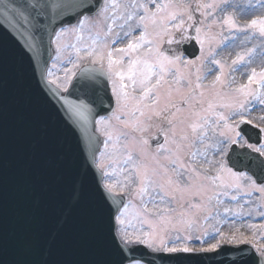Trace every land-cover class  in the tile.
<instances>
[{
    "label": "snow or ice",
    "instance_id": "obj_1",
    "mask_svg": "<svg viewBox=\"0 0 264 264\" xmlns=\"http://www.w3.org/2000/svg\"><path fill=\"white\" fill-rule=\"evenodd\" d=\"M8 44L74 139L54 167L92 225L87 253L50 259L58 226L12 264H264V0H0V264Z\"/></svg>",
    "mask_w": 264,
    "mask_h": 264
},
{
    "label": "water",
    "instance_id": "obj_2",
    "mask_svg": "<svg viewBox=\"0 0 264 264\" xmlns=\"http://www.w3.org/2000/svg\"><path fill=\"white\" fill-rule=\"evenodd\" d=\"M24 71L27 74V70L21 67L15 60L11 45L8 44L9 120L7 181L10 186H14V188L10 187L11 189L7 187L10 196L8 202L9 241L4 259L8 261V264H12L16 260L31 258L30 251L34 250L31 247L30 241L26 242V244L24 243V248L22 246L18 247L19 242L22 245V242H25L29 238V235H26L25 232L20 234L21 225H25V229L28 232L34 228L31 226V219L36 218V214L29 216L32 214V210L30 206H27L28 202L41 204L42 197L48 198L52 196L53 203L49 205H52L53 209L55 205L59 206V210L69 209L70 223L76 226L74 229L77 230L78 228V233H80L79 226L86 225V234L92 228L87 211L91 201L90 189L86 192L84 204L79 208L68 206L59 170L54 167L57 154L73 148L74 139L71 133L63 127L62 122L55 113L53 104L46 103L31 90L29 76L28 74V77L25 76ZM23 137H26L28 141L30 150L27 152L23 151L24 148H20V138ZM40 139L43 141L58 140V144H53L52 148L44 147L42 150L43 160L48 162V167L42 165V168L49 170L46 171L45 175H41L42 171L38 173L36 165H34ZM20 155H23L24 158L26 157V160L31 161H28L25 165L30 176L21 172L19 173L20 176L17 175V162L23 159ZM13 191H18V193L14 196ZM71 231L75 232L73 229ZM78 235L77 233L75 234L76 239ZM60 237L68 252L80 250L83 253H87L90 249V243L85 238L78 240V244L71 243L70 232L65 228V225L60 226L57 241ZM209 264H221V261L209 262Z\"/></svg>",
    "mask_w": 264,
    "mask_h": 264
},
{
    "label": "rangeland",
    "instance_id": "obj_3",
    "mask_svg": "<svg viewBox=\"0 0 264 264\" xmlns=\"http://www.w3.org/2000/svg\"><path fill=\"white\" fill-rule=\"evenodd\" d=\"M262 114H264V113H261L260 115H262ZM157 132L155 131V130H152V132L150 133V136L152 137V135L153 134H156ZM150 140H151V138L149 139V143H150Z\"/></svg>",
    "mask_w": 264,
    "mask_h": 264
},
{
    "label": "bare ground",
    "instance_id": "obj_4",
    "mask_svg": "<svg viewBox=\"0 0 264 264\" xmlns=\"http://www.w3.org/2000/svg\"><path fill=\"white\" fill-rule=\"evenodd\" d=\"M24 74H25V76H27L28 73L26 74L25 71H24ZM27 77H28V76H27Z\"/></svg>",
    "mask_w": 264,
    "mask_h": 264
}]
</instances>
